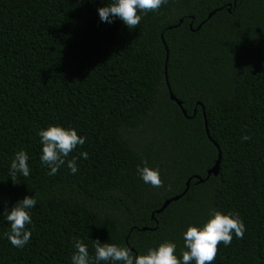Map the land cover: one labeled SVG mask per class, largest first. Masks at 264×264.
I'll use <instances>...</instances> for the list:
<instances>
[{"label": "trees", "instance_id": "1", "mask_svg": "<svg viewBox=\"0 0 264 264\" xmlns=\"http://www.w3.org/2000/svg\"><path fill=\"white\" fill-rule=\"evenodd\" d=\"M110 2L0 0V264H71L74 239L92 264L96 239L134 254L170 241L179 258L183 231L212 210L238 213L246 228L214 264H264V0H168L133 29L101 21ZM161 39L186 115L168 98ZM49 125L86 138L67 158L75 174L42 166L37 132ZM19 150L30 175L13 183ZM217 150V173L204 178ZM143 161L163 187L139 177ZM33 195L31 238L16 248L2 213Z\"/></svg>", "mask_w": 264, "mask_h": 264}, {"label": "clouds", "instance_id": "2", "mask_svg": "<svg viewBox=\"0 0 264 264\" xmlns=\"http://www.w3.org/2000/svg\"><path fill=\"white\" fill-rule=\"evenodd\" d=\"M168 3V0H111L106 6L97 9L102 22L112 23V18H119L129 29L136 28L142 19L140 13L158 12ZM40 138L42 166L49 169L48 175H55L61 166L67 164L70 172L78 171L76 158L67 159L77 146H82L86 138L78 135L72 128L59 125H49L37 132ZM247 133L241 136L242 141L250 140ZM80 156L87 159V153L81 152ZM28 155L25 151L15 152L9 168V175L13 183L17 175L27 177L30 175ZM137 166V174L153 187H163L159 169ZM37 204L35 196H25L11 207L10 211H3L2 215L10 226L4 237L16 248H23L31 238V231L26 225L31 224L30 209ZM246 231L245 225L238 213L227 214L212 210L209 218L200 226L189 224L183 231L184 248L180 257L176 255V244L163 241L155 248H149L144 254H134L129 248L111 243H101L99 239L93 241L95 250V264L101 261L110 264H214L219 253V246L231 244L233 234L237 239H242ZM75 251L71 255V264H92L87 245L81 240L74 239Z\"/></svg>", "mask_w": 264, "mask_h": 264}, {"label": "water", "instance_id": "3", "mask_svg": "<svg viewBox=\"0 0 264 264\" xmlns=\"http://www.w3.org/2000/svg\"><path fill=\"white\" fill-rule=\"evenodd\" d=\"M210 15V13L207 14V17ZM180 21V20H179ZM198 27V26H197ZM162 43H163V47H164V50H165V56H164V65H163V73H164V83H165V86H166V89H167V94H168V98L172 101H174L176 103V105L180 108L181 110V113L183 115H186L185 114V111L181 108V103L178 99L175 98V96L171 93V91L169 90V86H168V82H167V78H166V72H165V69H166V60H167V48H166V45L164 44L163 40L161 39ZM199 106L201 108V113H202V117H203V127H204V132H205V135L206 137L211 141V143L216 147L217 149V146L215 144V142L210 138V136L208 135V132H207V128H206V123H205V119H204V112H203V106L201 103H199ZM192 113H194V109L192 110ZM219 158H220V155H219V151L217 150V154H216V159L215 161L213 162V164L208 168L206 169L205 173V177L206 178L209 174H212V175H215L217 173V170H218V163H219ZM194 178L196 179L195 181L196 182H199V181H202L204 178H201L199 177L198 175H194ZM188 179H190V177L186 178L185 181H184V189L181 191V193L177 194V195H173V196H170L166 199L163 200V202L161 203L160 207L157 208L154 212L155 213H158L160 212L170 201H173V200H176L177 198H179L182 194H184V192L186 191L187 189V182H188ZM151 217H152V213H151ZM144 229V228H142Z\"/></svg>", "mask_w": 264, "mask_h": 264}]
</instances>
